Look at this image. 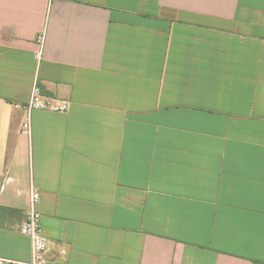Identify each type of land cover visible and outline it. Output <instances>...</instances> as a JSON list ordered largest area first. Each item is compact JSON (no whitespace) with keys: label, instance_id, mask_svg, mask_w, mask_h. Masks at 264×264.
Returning a JSON list of instances; mask_svg holds the SVG:
<instances>
[{"label":"crops","instance_id":"crops-1","mask_svg":"<svg viewBox=\"0 0 264 264\" xmlns=\"http://www.w3.org/2000/svg\"><path fill=\"white\" fill-rule=\"evenodd\" d=\"M32 186L46 264H264V0H0V257Z\"/></svg>","mask_w":264,"mask_h":264},{"label":"built area","instance_id":"built-area-1","mask_svg":"<svg viewBox=\"0 0 264 264\" xmlns=\"http://www.w3.org/2000/svg\"><path fill=\"white\" fill-rule=\"evenodd\" d=\"M37 42L42 45L43 36H38ZM40 57V52L36 54ZM71 101L52 95L42 94L37 86H33L31 95L26 102V114L21 123V131L28 136L31 135V112L36 109L67 112L70 108ZM40 194L33 186L29 192V207L25 213V217L20 224V233L27 236L31 242V257L29 260H13L0 257V264H46V251L48 238L43 231L41 223V213L38 209Z\"/></svg>","mask_w":264,"mask_h":264}]
</instances>
